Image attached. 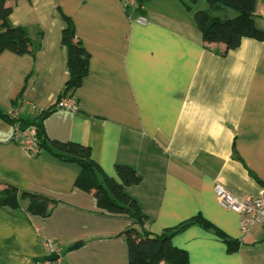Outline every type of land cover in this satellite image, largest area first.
Segmentation results:
<instances>
[{"label":"crops","instance_id":"obj_1","mask_svg":"<svg viewBox=\"0 0 264 264\" xmlns=\"http://www.w3.org/2000/svg\"><path fill=\"white\" fill-rule=\"evenodd\" d=\"M139 3L125 11L117 0L6 1L10 24L34 51L0 54V111L34 119L53 109L43 121L49 140L88 147L111 179L118 165L140 176L125 193L146 220L99 210L92 193L75 187L76 164L28 156L0 116V191L12 185L52 201L45 217L27 213L25 201L0 207V264L42 259L44 240L57 243L61 264H128L124 230L159 236L198 215L240 244L228 252L212 230L190 224L171 237L187 264H264V223L242 234L239 216L214 196L215 185L237 198L264 188V0L253 16L263 40L242 38L226 53L195 25L194 14L208 11L204 0ZM64 17L89 56L73 92L76 113L54 108L69 79Z\"/></svg>","mask_w":264,"mask_h":264},{"label":"trees","instance_id":"obj_2","mask_svg":"<svg viewBox=\"0 0 264 264\" xmlns=\"http://www.w3.org/2000/svg\"><path fill=\"white\" fill-rule=\"evenodd\" d=\"M7 0H0V54L8 52L17 56L32 55L34 46L27 32L9 22L11 8L6 6ZM198 0H191L197 2ZM208 11H197L194 22L204 43H220L224 53L236 49L242 38L257 41L263 40V33L253 24L255 4L257 0H204ZM188 9V6H186ZM232 15L229 17L228 14ZM66 26L61 34V43L67 53L69 79L59 95L57 102L66 96H73L86 77L89 56L81 42L75 38L71 20L64 17ZM57 104V103H56ZM56 104L55 107L56 108ZM57 109V108H56ZM53 109L40 113L34 119H25L20 115L10 117L7 112L0 116L7 122L23 131L32 126L35 128V143L38 155L46 153L61 163H73L79 168L75 187L92 193L99 210L111 215H128L135 224L142 225L146 217L141 213L137 203L126 193L125 188L140 183V176L128 166H116L117 180L111 179L92 161L90 149L78 143H62L49 140L43 128L44 119ZM26 202V212L30 215L45 217L49 212V199L20 191L12 185H6L0 191V207L18 210L20 202ZM190 224H199L214 234L227 245V251L233 252L240 244L239 240L228 239L220 230L213 227L200 215L167 230L159 236H151L128 228L121 233L127 246L128 264H187L185 251L174 247L171 237Z\"/></svg>","mask_w":264,"mask_h":264},{"label":"built area","instance_id":"obj_3","mask_svg":"<svg viewBox=\"0 0 264 264\" xmlns=\"http://www.w3.org/2000/svg\"><path fill=\"white\" fill-rule=\"evenodd\" d=\"M123 10L137 11L140 7V0H117ZM134 21L144 25L146 19L138 15ZM58 110H63L71 113L78 111V106L73 96H66L56 104ZM10 117H16L19 114L10 109L7 111ZM12 141L21 146L24 152L30 157H36L38 149L35 143V128L30 126L21 131L18 128H13ZM214 196L222 209L232 211L239 216V229L242 234L248 233L251 228L264 223V188L261 194L257 197L237 198L226 191L220 185H215ZM45 255L42 259L34 260L31 264H61V255L57 243L52 240H44L42 243ZM57 256V259H53Z\"/></svg>","mask_w":264,"mask_h":264},{"label":"water","instance_id":"obj_4","mask_svg":"<svg viewBox=\"0 0 264 264\" xmlns=\"http://www.w3.org/2000/svg\"><path fill=\"white\" fill-rule=\"evenodd\" d=\"M75 245H79V244L77 243V244H75ZM53 259H54V260L57 259V256H55Z\"/></svg>","mask_w":264,"mask_h":264}]
</instances>
